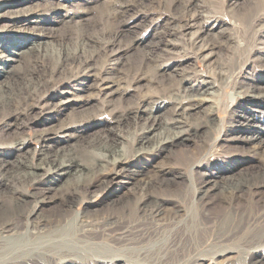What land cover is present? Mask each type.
<instances>
[{
  "label": "bare ground",
  "instance_id": "6f19581e",
  "mask_svg": "<svg viewBox=\"0 0 264 264\" xmlns=\"http://www.w3.org/2000/svg\"><path fill=\"white\" fill-rule=\"evenodd\" d=\"M135 1L120 0L100 12V24L118 23L111 33L104 31L101 37L89 35L86 29L76 36H64L68 40L77 37L71 44L55 47L30 35L29 42L16 41L10 47L13 58L1 53L0 131L20 126L38 108L50 105L57 91L74 83L83 85L87 94L81 99L92 97L103 103L106 126L137 117L146 105L158 104L165 98L177 105L173 113L177 115V107L183 106L184 100L171 98L178 89L176 83L141 95L127 108L113 105L110 99L122 96L143 81L154 83L159 73L176 70L166 55L189 49L195 58L206 57L214 55L223 41L207 43L202 38L208 26L207 6L201 5L202 0H171L164 7L167 18L160 35L152 41H145L140 35L124 40L123 27L133 19L122 21L130 17ZM57 8L60 6L50 11ZM232 16L242 22L238 13ZM262 16L253 12L244 17L248 28L241 36L247 46L252 44L256 35L253 29ZM141 45L148 46L149 54L140 63L124 71L106 67L117 50L127 52ZM26 54L28 64L23 68ZM179 76L184 82L197 77L198 72L186 71ZM213 81L209 87L212 91L217 88ZM221 81L227 89L228 79ZM235 97L257 106L248 113L236 109V104L232 106L231 114L236 116L232 130L238 136L225 140L244 143L240 148L245 150L248 162L237 170H223L216 180V173L201 178H196L195 172L193 177L190 175L192 167L200 166L209 151L216 156L214 165L218 160L219 154H211L213 149L205 136H198L200 150L192 152L187 163L143 169H126L123 165L127 157L162 158L170 147L189 140V132L197 136L199 130H216V107L197 127L172 119L157 139L153 135L158 122L149 121L137 133L131 156L126 155L124 148L119 149L116 141L108 142L107 147L88 142L83 147L84 155L102 164V169L91 176L82 173L81 167L86 166L70 152L37 164L32 154L24 152L27 140L20 135L12 137L0 153V188L5 189L0 197V264H109L112 260L126 264H264V88L236 90ZM187 102L190 108L200 105L193 100ZM97 118L96 113L82 111L68 121L53 123L39 134L42 149L50 148L59 133L94 128L100 124ZM94 150L105 154H95ZM43 156L49 157L45 152ZM202 165L213 164L206 161ZM48 174L66 179L80 174L87 179L83 185L58 193L45 185L42 178ZM121 175L131 179L128 193L110 197L103 209L75 210L91 189L106 190L113 177Z\"/></svg>",
  "mask_w": 264,
  "mask_h": 264
},
{
  "label": "rangeland",
  "instance_id": "374dc122",
  "mask_svg": "<svg viewBox=\"0 0 264 264\" xmlns=\"http://www.w3.org/2000/svg\"><path fill=\"white\" fill-rule=\"evenodd\" d=\"M119 1L28 0L22 2L20 0H0V47H3L0 48V57L2 53L5 57L13 58L12 54L9 53L12 52L10 47H14L16 41L17 44L19 42H29L30 35L40 37L41 42H48L55 47H62L71 44L77 38L74 37L73 40H68L67 37H64L68 34L76 36L86 29L89 35L97 37H101L104 31L111 33L118 26V23L114 24L112 21H106L100 24V12ZM135 2L130 17L122 21L126 22L131 17L133 19L123 27L124 40H129L133 35H140L145 41H152L154 36L160 35L163 31L162 27L167 18L164 7L168 3L169 6L171 0H137ZM143 4L147 6H141ZM202 4L207 6L208 12V26L202 38L207 43L222 40L221 48L214 55L198 58H195L189 49L181 51L178 55L168 54L165 57L177 66L175 67L176 70L159 73L155 77L154 83L143 81L138 85H133L130 89L128 88L122 96H113L110 99L113 105L127 108L131 107L141 95L149 93V91L156 93V89H160L162 85L176 83L178 89L171 95V98L184 100L183 106L177 107L179 110L177 115H173L174 107L177 105L169 101V98H165L158 104L146 105L137 117H130L120 124L113 123L106 126L103 124L106 120L103 103L92 97L81 99L80 96H86L87 94L82 90L83 85L74 83L57 91L52 101H50V105L42 109L38 108L31 117L21 122L20 126L0 131V153H3L4 147L10 143L12 137L20 135L27 140L24 152L32 154L37 164L47 163V160L53 159L51 157L56 154L63 157L64 153L70 152L86 166L85 168H83L84 166L81 167L83 169L82 173L91 176L102 169V164H97L96 161H92L84 155L83 147H86L88 142L102 143L103 146L107 147L108 142L112 144L116 141L119 149L124 148L126 155L131 156L134 155L133 146H135L137 133H140V129L149 121L158 122L153 135L157 139L163 132V128L167 127V123L169 124L172 119L188 122L189 126L197 127L212 107H216L219 110V113L215 116V122L217 125L219 124L216 130H199L197 136L196 133L189 132V140H184L170 147L162 158L144 157L133 159L127 157L123 165L126 169H143L151 165L187 163L191 159V153L200 150L201 140L198 136L209 137L210 145L212 147L216 146L211 147L213 149L211 154L216 151L219 156L214 165L216 156L210 155L209 151L203 163L209 161L213 165L203 166L202 163L200 166L192 167L190 173L192 177L194 176L193 172L197 173L196 178L212 176L213 173H216L213 177L216 180L223 175V170L231 168L237 170L241 165L246 164L248 159L244 155L245 150L240 148L245 144L231 140L225 142V140L238 136V132L232 130L233 121L236 119V116L231 114L232 106L236 104V109L243 112L245 109L246 113L252 112L257 107L247 102L248 99L237 98L235 100L236 90L238 92L240 90L247 91V89L251 91L254 87L264 88V16L260 17V22L253 29V33H256V35L252 44L247 46L241 36L243 30L248 28L247 22L244 21L245 16L248 18L253 12L264 15V0H202ZM57 6H60V8L50 11V8ZM229 11L231 14H228ZM234 12L239 14L242 22L232 16ZM43 34L47 36H41ZM228 36L229 38L232 36L233 39L229 40ZM147 47V45H141L127 52L117 50L105 65L107 68L124 71L142 61L149 51ZM28 58L29 55L26 54L23 68L27 67ZM1 65L0 63V68ZM12 70L15 72L21 71L20 69ZM191 70L197 71L198 76L189 77L186 81L180 82L181 76L179 75ZM221 78L228 79L227 89L222 87ZM213 80L216 81L217 88L212 91L209 90V87ZM189 100H193L195 103L199 102L200 105L190 108L189 102H187ZM84 101L87 102L84 103ZM82 111L96 113V118L98 117L100 124L94 128L87 127L77 131L68 130L59 133V138L56 141L54 140L51 147L44 151L42 143L39 141V134L42 130L53 123L68 121L72 115ZM217 147H221V149ZM44 152L49 155L48 158H44ZM94 153L98 155L105 154L102 150H94ZM190 175L189 178H191ZM113 178L112 184L106 190L91 189L75 210L103 209L110 197L126 194L131 190V179L129 177L121 175ZM42 179L45 181V185L51 186L57 189L58 193H61L75 185H83L87 178L86 176L81 177L80 174L71 176L69 179L48 174ZM62 179L64 180L62 181ZM4 190L0 188V197H2ZM23 190L27 191V188L24 186ZM215 210L219 211L218 208ZM109 264L126 263L112 260Z\"/></svg>",
  "mask_w": 264,
  "mask_h": 264
}]
</instances>
